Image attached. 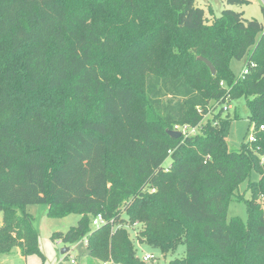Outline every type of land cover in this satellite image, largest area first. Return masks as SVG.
<instances>
[{"label": "trees", "instance_id": "trees-1", "mask_svg": "<svg viewBox=\"0 0 264 264\" xmlns=\"http://www.w3.org/2000/svg\"><path fill=\"white\" fill-rule=\"evenodd\" d=\"M243 57L240 79L230 63ZM240 97L255 127L246 152L228 148L222 108ZM174 124L196 131L172 137ZM151 125L166 129L153 137ZM260 125L264 33L242 11L208 23L196 0H0V255L42 256L25 205L45 204L52 217L78 213L52 237L83 240L93 264H145L136 242L184 244L168 264H264ZM252 172L245 221L227 218Z\"/></svg>", "mask_w": 264, "mask_h": 264}, {"label": "rangeland", "instance_id": "rangeland-1", "mask_svg": "<svg viewBox=\"0 0 264 264\" xmlns=\"http://www.w3.org/2000/svg\"><path fill=\"white\" fill-rule=\"evenodd\" d=\"M196 4L203 7L208 23L220 15L222 8H229L234 11H242L246 18L257 19L262 28H264V0H246L242 4H226L225 0H196ZM245 57L240 60H231L230 66L234 74L238 77L242 68L245 65ZM223 85L225 83L223 82ZM212 99H209V104H214ZM231 108L227 110V114L232 119L229 134L227 136V146L231 149H238L240 152H246L245 148H241V141L247 140L250 134V127L248 126L247 113L245 109V102L242 97L230 101ZM136 110V106L133 107ZM216 111V110H215ZM218 112V110L216 111ZM214 112V113H216ZM225 112V111H223ZM213 113V114H214ZM224 115V113H223ZM212 114H207L203 117L201 122L210 120ZM150 128L153 137L160 136L161 132L166 129L165 126L151 125ZM172 130V128H171ZM112 151V150H111ZM111 154L117 158L115 153ZM169 159L164 160V165H168ZM257 173L252 172L251 175L245 176L244 180L239 183V186L234 190V193L227 201V218L230 216H239L243 221L246 219V207L243 203L244 197H249L247 185L250 181H256ZM26 211L33 217L32 224L39 234L38 252H34L23 256L17 248L9 255H0V264H93L92 258L87 256L86 247L83 240L67 245L52 237V233L56 231L65 232L71 226H74L79 218L76 211H69L58 217H52L47 214V206L45 204H27ZM1 224V212H0ZM135 226V227H134ZM139 225L132 224V227L138 230ZM134 231V230H133ZM134 237V236H133ZM137 256L140 258L143 253L148 252L153 254V258L145 264H168L169 260L180 258L185 255V246L180 243L174 251L162 253L157 248L149 247L147 244L136 242ZM62 247H67L64 254L60 252ZM72 260V262H71Z\"/></svg>", "mask_w": 264, "mask_h": 264}, {"label": "built area", "instance_id": "built-area-1", "mask_svg": "<svg viewBox=\"0 0 264 264\" xmlns=\"http://www.w3.org/2000/svg\"><path fill=\"white\" fill-rule=\"evenodd\" d=\"M263 33H264V28H263ZM247 74V68L246 67H243L242 70H241V73L239 75V78L242 79L244 78V76ZM222 108L224 111H227L228 109L231 108V105L229 103H223L222 105ZM263 125H260L259 126V129H263ZM172 130H175V131H179L181 134H193L195 133L196 131V128L195 127H190L188 125H180V124H174L173 125V128ZM256 137H255V127L254 125L252 124L251 127H250V134L248 135L247 137V140L248 141H255ZM103 218L100 214H97L93 219H92V226L93 227H98L100 226L102 223H103ZM85 241V240H84ZM153 258V254L152 253H148V252H145L142 254V256L140 257V259L143 261V262H148L149 260H151ZM72 262V260H71ZM117 264H120V263H117Z\"/></svg>", "mask_w": 264, "mask_h": 264}, {"label": "water", "instance_id": "water-1", "mask_svg": "<svg viewBox=\"0 0 264 264\" xmlns=\"http://www.w3.org/2000/svg\"><path fill=\"white\" fill-rule=\"evenodd\" d=\"M197 59L202 61L209 68L212 75L215 74V67L213 66V64L209 60H207L206 58L201 57V56H198ZM166 133L172 137H178L181 134L179 131H175V130H171V129L167 130ZM66 250H67V247H62L60 249V252L62 254H64Z\"/></svg>", "mask_w": 264, "mask_h": 264}]
</instances>
